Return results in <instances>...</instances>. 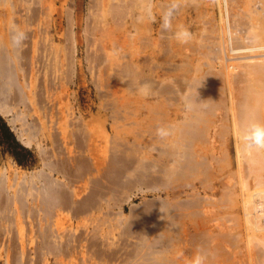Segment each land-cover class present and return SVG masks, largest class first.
Segmentation results:
<instances>
[{
    "label": "rangeland",
    "instance_id": "obj_1",
    "mask_svg": "<svg viewBox=\"0 0 264 264\" xmlns=\"http://www.w3.org/2000/svg\"><path fill=\"white\" fill-rule=\"evenodd\" d=\"M166 1L153 0L152 7L155 9H151V16L154 20L152 17L146 20L141 0H0V50L3 49L0 56L10 55L11 65L18 70L16 84L23 96L21 102L18 96H14V92L10 93L5 105L7 113L0 111V118L11 133L13 141L22 148L13 149V143L2 138L3 127L0 123V180L7 187V196L12 202L11 207L4 209L5 200L2 196L0 198V205L5 206H1L0 210V264H127L125 254L134 250L137 240L125 236L121 221L127 218L129 220L130 209H139L157 199L169 201L164 192L120 185L126 179H134L131 177V174L134 175L133 169L127 167L130 161L135 162V167L138 168L141 160H158L156 152L148 151L146 147L152 139L143 121L144 97L140 95L139 87L142 86L144 73H151L152 80L155 81L156 72L153 55L151 58L144 51L146 38L142 31L146 30V23L153 25L156 33L160 24L169 23L156 20L159 16L163 18V13L167 14L166 8L175 9L171 0ZM175 1L177 2L173 0L172 3ZM208 2L206 0L207 9L203 6V10H207L206 18L215 27H218L220 20L227 26L233 13H227L224 3L222 9H219L217 3L212 1L215 5L212 9ZM258 5L256 8L259 9ZM185 12L186 10H178L174 14L184 17ZM194 13L188 16L192 18V22L194 20L192 25H203L195 22L198 19ZM168 18L169 15L166 20ZM196 31L199 29L191 32V35ZM21 32L25 38L16 46V58L11 57L14 49L13 35ZM133 38L135 45L130 43ZM131 47L136 49L133 64L130 59ZM150 49L148 47L149 51ZM248 54L240 49L222 56L224 59L227 56L238 65L250 62ZM156 55L154 56L157 57ZM130 65L134 67L133 72ZM148 78L151 79L150 76ZM172 103L166 102L169 105ZM168 106L165 109L174 110V107ZM153 124L156 125L157 122ZM228 138V141L218 137L210 138L206 145L213 148L209 156H213L217 162L224 154L225 145L231 144L227 155L229 168L228 172L216 176L218 179L212 181L210 191L204 192L198 182H194L196 195L209 204L204 215L195 224L198 227L204 222V230L209 232L206 234L208 237L203 235V242H200L203 245L200 246L197 242L193 245L195 248L189 247L190 251L186 252V256L183 255L186 264H196L197 257L204 255L214 256L215 259L212 263L203 261V264H259L256 257L261 255L260 251L264 252L258 245V238L263 234L249 226L241 206V199L246 192H240L236 160L234 161L235 151L232 150L234 142L229 135ZM246 142L251 148L256 144L253 138ZM12 149L17 153L21 164L10 153ZM63 160H70L72 176L65 180L60 174L52 172L50 178L53 183L64 186L69 192L71 190L73 201L76 204L83 202V207L77 209V205L73 204L71 210L54 212L52 217L49 216L51 219L46 218L37 210L40 198L36 189L41 188L42 184L37 185L38 181L34 178L41 174L40 171H48L47 166L59 165ZM74 166L78 171H74ZM114 168L117 174H121L118 172L120 169L123 170V177L115 175ZM229 172L232 181L228 184L225 178H228ZM33 180L35 196L27 194L21 210L13 201L16 189L20 185L28 188L27 184L29 186V182H34ZM114 180L120 183L116 184ZM249 180L247 191L252 190V182ZM230 186L233 194H237V200L233 202L234 197H231L232 202L222 205V193ZM185 192L193 193L191 189ZM254 199L257 203L258 198ZM211 204H214L213 207H209ZM46 231L50 243L59 246L58 251L42 247L40 234ZM219 233L231 238H224L227 242L222 241L221 236L218 238ZM210 236L211 241L208 242ZM205 242L206 245L215 243L219 250H211L212 252L200 256L198 250L201 247L203 249ZM211 246L206 248L210 249Z\"/></svg>",
    "mask_w": 264,
    "mask_h": 264
},
{
    "label": "bare ground",
    "instance_id": "obj_2",
    "mask_svg": "<svg viewBox=\"0 0 264 264\" xmlns=\"http://www.w3.org/2000/svg\"><path fill=\"white\" fill-rule=\"evenodd\" d=\"M152 1L141 0L140 2L143 9V17L146 20L151 17L153 19L151 9L153 11L155 8L153 9L152 7ZM161 1L164 2L166 0ZM207 1L210 2L207 4H210L212 9L215 6L212 1L217 3L216 5L219 9H222L224 3L227 13H233L232 20H229L230 24L227 23V26L223 25V21L221 22L220 20L218 27H215V24L206 18L207 10H203L206 0H177L175 3H172L173 0H171V4L175 9L165 7L167 14L163 15V13V18L159 16L156 19L162 22L169 21L168 24H160L157 33L154 32L153 25H147V23L146 30L142 31L140 29L146 38L143 46L144 51L150 57L153 55V61L156 62L155 81L152 80L151 73H144L143 83H140H142V86L148 85L149 87L143 92L140 91V95L144 97V99L142 98L145 116L143 121L146 129H148L147 133L152 139V141H148L146 147L148 151L156 152L158 160L151 162L141 160L138 166V168L140 167L139 169L136 168L137 166L135 167V162L130 161L127 167L133 169L134 175L131 174V177L133 176L134 179H126L125 183L123 182V185H120L128 188L133 186L145 187V190L147 189L151 192H164L169 201L157 199L155 202L140 205L141 208L139 209H130L131 216L129 215V220L127 218L121 221L125 236H131L137 240L134 248L131 247L134 250L130 254H125L127 256L124 255L127 264H186L187 261H185L183 255L186 256V252L190 251L189 247L195 248L193 245L197 244V242H199L200 246L203 245L200 242H203V235L206 236L209 231L204 230L203 221V223L200 222L201 225L198 227L195 223L204 215V210L207 209L206 207L209 204L203 202L196 195L194 182H198L204 192L206 190L210 191L212 189V181L218 179L216 176L223 174V172H228L229 162L227 155H229L231 144L225 145L224 154L217 162L213 156H209L213 148L206 146L210 138L218 137L221 140L228 141V135L234 142L232 150L234 149L233 151H235L234 161L236 160L237 168H235L238 175L235 174L238 176L237 182L241 187L239 189H241L240 192H246L243 195L244 198L241 199V206L249 226L263 234L261 238H258V245L264 251V147L258 143L264 141V0ZM166 2H170V0ZM159 4L161 5V2ZM256 5L259 6V9L258 7L256 8ZM206 6L205 8L207 9L208 7ZM229 7H231V10H229ZM178 10L179 12L186 10L183 13L184 17L182 15L175 16L176 13L174 14V12H178ZM192 12L196 13V16H194L198 19L195 22L203 23V25L200 24L197 27L195 26L196 24L192 25L194 20L192 22V18L188 17L192 16ZM157 14L159 15L160 13L158 12ZM167 15L170 18L166 20ZM174 17L177 19L175 20ZM196 29H199V31H196L192 36L191 32ZM140 30L138 33H140ZM185 31L190 33V35H182ZM131 40V45H135L134 38ZM13 46L14 49L10 53L11 57L16 58L17 45L13 43ZM147 46L151 47L150 51ZM240 49L249 53L250 62L235 65L232 62L233 60L230 61L227 56L226 60L222 56L228 52L239 51ZM135 54V47H131L130 59H132V64L135 61ZM9 56H0V111L3 113H7L5 105H7L10 93L14 92V96H18L21 102L23 101V96L20 94L21 90L16 84V72L18 70L16 71V68L11 65ZM245 58L247 59L248 56H245ZM130 67L133 72L134 67L132 65ZM133 81L132 86L136 82ZM166 102L173 103L169 105ZM189 104L191 105L190 107L187 106ZM166 105L174 107V110L165 109ZM153 121H156L157 124H153ZM158 128L164 129V134L159 135L157 133ZM249 138L256 140L255 146L253 145L254 148H251V145L246 142ZM221 164L223 165L221 166ZM78 165H80L79 162ZM47 167L48 171H40L41 174L38 173V176L35 175L36 179L34 178L36 182L38 181L37 185L38 183L42 184L41 188L36 189L40 198L38 200L40 205L38 204L39 202L37 203L40 207L38 206L37 210L46 218L52 217L54 212L66 209L71 210L72 205L76 204L73 201L71 190L69 192L67 191L68 189L63 188L64 186L53 183L50 178L52 172L60 174L65 180L70 178L73 173L70 160H63L59 165L54 164ZM74 167L76 169L74 171H78L77 167ZM121 171L123 170L120 169L118 172L122 174ZM114 172H116V175L117 170L115 171V168ZM227 177L225 179L229 184L232 181L231 174ZM116 179L120 181L119 178ZM249 179L252 182L251 191H247ZM117 180H114L116 184L118 183ZM34 183L35 181H30L29 186L27 184L28 188L20 185L16 189L13 201L14 204L16 202V205L19 206L18 208L21 207V210L24 208L23 201L25 202L27 194L30 197L35 196H33ZM232 186L223 191L220 204L223 203L222 205H224L235 201L237 194H233ZM188 189H191L193 193H186L185 190ZM183 195L184 198H182ZM1 196L5 200L3 204L5 202L6 207L0 205V210L1 206L5 207L4 209L11 207L12 202L11 198L7 196V187L0 180V198ZM231 197H234L232 201ZM255 197L258 198L257 203L254 199ZM81 203L76 204L77 209L83 207ZM213 205L211 204L209 207H213ZM40 235L43 243L42 247L46 248V250H59V246L55 245L54 242V245L50 243L47 231ZM220 236L222 241L230 237L227 234L222 235L219 233L218 238ZM210 238L211 236L208 238V242L211 241ZM212 239L214 240V234ZM222 241H218V243H222ZM233 241L235 242L234 238ZM204 244L203 249L201 250V247L198 250L201 253L200 256L211 250H219L216 248L215 243H208V245L214 247L212 248L211 246L210 249L206 248L208 247L206 242ZM216 245H218L217 242ZM260 252L261 255L256 258L259 264H264V252ZM203 259V261L208 260L212 263L215 258L214 256L204 255Z\"/></svg>",
    "mask_w": 264,
    "mask_h": 264
},
{
    "label": "clouds",
    "instance_id": "obj_3",
    "mask_svg": "<svg viewBox=\"0 0 264 264\" xmlns=\"http://www.w3.org/2000/svg\"><path fill=\"white\" fill-rule=\"evenodd\" d=\"M182 35H184V36H189L190 35V33H188L187 31H185L184 33H182ZM25 38V36H24V34L21 32V33H17V34H14L13 35V43L15 44V45H19L21 42H22V40ZM149 86L148 85H143L140 89H139V91H141V92H143L144 90H146L147 88H148ZM187 106H191L190 104L189 105H187ZM157 133L159 134V135H162V134H164V129H162V128H158L157 129ZM259 143V145L260 146H262V147H264V141H261V142H258ZM196 264H203V257H197V261H196Z\"/></svg>",
    "mask_w": 264,
    "mask_h": 264
},
{
    "label": "trees",
    "instance_id": "obj_4",
    "mask_svg": "<svg viewBox=\"0 0 264 264\" xmlns=\"http://www.w3.org/2000/svg\"><path fill=\"white\" fill-rule=\"evenodd\" d=\"M0 123H1V126L3 127L2 138H4L5 140H9L10 142H12L13 143V145H12L13 146L12 147L13 149H15V148L16 149L17 148L22 149L21 146H19L16 142L13 141L11 133L8 131L7 127L4 125L3 121L1 120V118H0ZM13 149L10 151V153L12 154V156L14 157V159L16 160V162L18 164H21L20 159L17 158V155H16L17 153Z\"/></svg>",
    "mask_w": 264,
    "mask_h": 264
}]
</instances>
